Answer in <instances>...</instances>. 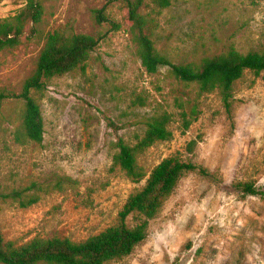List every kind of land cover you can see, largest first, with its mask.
<instances>
[{"label": "rangeland", "instance_id": "1", "mask_svg": "<svg viewBox=\"0 0 264 264\" xmlns=\"http://www.w3.org/2000/svg\"><path fill=\"white\" fill-rule=\"evenodd\" d=\"M108 0H41L37 34L17 49L0 52V91L19 94L32 75L47 36L58 30L99 39L85 72L46 82L33 93L45 124L42 144L28 141L25 104L0 109V230L5 242L35 239L82 242L116 225L129 196L143 188L114 168L116 133L134 144L146 122L169 113L172 137L140 157L148 176L163 160L178 157L217 174L219 185L185 175L148 236L127 257L108 264H264V197L243 198L234 182L251 181L264 192V72H246L234 84L233 119L219 92L198 96L162 67L149 75L125 23L126 10ZM25 0H0V19L15 16ZM106 7L110 22L93 11ZM142 14L155 23L154 42L174 63H200L235 49L264 50V0H175L165 9L150 1ZM113 24L119 29L114 30ZM196 104L200 115L183 131L180 113ZM27 189L21 200L5 198ZM38 202L22 207L21 201ZM138 217H130L135 227Z\"/></svg>", "mask_w": 264, "mask_h": 264}, {"label": "trees", "instance_id": "2", "mask_svg": "<svg viewBox=\"0 0 264 264\" xmlns=\"http://www.w3.org/2000/svg\"><path fill=\"white\" fill-rule=\"evenodd\" d=\"M26 5L13 17L0 19V52L20 47L24 40L37 34L44 8L41 0H25ZM150 3L158 10L169 8L175 0H108V4L118 2L126 10L125 23L128 26L132 42L142 67L149 75L156 74L160 68L168 67L170 75L183 87H194L198 96L219 92L226 113L233 119L234 84L242 79L246 72L256 75L264 72V50H254L242 54L235 49L205 58L200 63H174L169 56L161 53L154 42V20L144 14L142 9ZM106 7L94 10L97 22H110L105 15ZM114 30L120 28L113 24ZM99 39L87 34H78L67 30H58L47 36L45 45L36 61L32 75L24 82L19 94L7 90L0 91V109L6 101L22 100L25 104L23 128L28 141L42 144L45 124L42 109L33 93L45 89L46 82L65 75H78L85 72L91 55L98 48ZM200 111L196 104L189 111L180 113L183 131L197 121ZM109 128L116 133L113 144V166L122 171L134 182L146 179L142 189L129 196L116 225L82 242L69 239L35 238L26 244L16 246L5 242L0 230V264H108L129 256L142 244L147 236L149 223L161 213L166 201L172 196L182 178L189 173L222 185V180L207 168L192 161H183L170 157L158 164L147 176L139 166V159L148 149L158 142L168 141L172 137L170 124L173 116L164 113L146 122L144 132L136 138L134 144L128 143L119 130L123 127L105 117ZM233 190L246 197H264V192L254 182H234ZM27 189L14 191L5 198L21 200ZM38 202L37 198L21 201L26 208ZM130 217H138L135 227L128 225Z\"/></svg>", "mask_w": 264, "mask_h": 264}]
</instances>
